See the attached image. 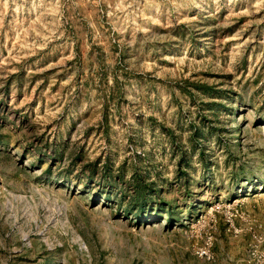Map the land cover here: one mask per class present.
<instances>
[{
	"label": "rangeland",
	"instance_id": "374dc122",
	"mask_svg": "<svg viewBox=\"0 0 264 264\" xmlns=\"http://www.w3.org/2000/svg\"><path fill=\"white\" fill-rule=\"evenodd\" d=\"M0 264H264V0H0Z\"/></svg>",
	"mask_w": 264,
	"mask_h": 264
}]
</instances>
